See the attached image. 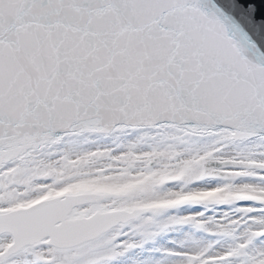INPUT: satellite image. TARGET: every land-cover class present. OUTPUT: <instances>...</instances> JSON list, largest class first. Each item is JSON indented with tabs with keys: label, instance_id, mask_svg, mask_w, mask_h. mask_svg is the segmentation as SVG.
Returning a JSON list of instances; mask_svg holds the SVG:
<instances>
[{
	"label": "snow or ice",
	"instance_id": "1",
	"mask_svg": "<svg viewBox=\"0 0 264 264\" xmlns=\"http://www.w3.org/2000/svg\"><path fill=\"white\" fill-rule=\"evenodd\" d=\"M177 231L144 264H264L257 5L0 0V264H114Z\"/></svg>",
	"mask_w": 264,
	"mask_h": 264
},
{
	"label": "flooded vegetation",
	"instance_id": "2",
	"mask_svg": "<svg viewBox=\"0 0 264 264\" xmlns=\"http://www.w3.org/2000/svg\"><path fill=\"white\" fill-rule=\"evenodd\" d=\"M244 203L246 202H240V205L238 206H241ZM226 210L229 209L226 207L219 209V211ZM184 231H187V229L185 228ZM197 235L200 236L202 234ZM182 240H184L183 232L177 231L163 234L157 237L155 241L145 244L142 249H134L128 254H126L124 257L117 259L114 264H144L145 261L159 259L161 257V253L155 251L156 248L175 247L173 241L179 243Z\"/></svg>",
	"mask_w": 264,
	"mask_h": 264
},
{
	"label": "water",
	"instance_id": "3",
	"mask_svg": "<svg viewBox=\"0 0 264 264\" xmlns=\"http://www.w3.org/2000/svg\"><path fill=\"white\" fill-rule=\"evenodd\" d=\"M240 2L244 3L245 6H247L248 3H255L259 12L264 15V0H240Z\"/></svg>",
	"mask_w": 264,
	"mask_h": 264
},
{
	"label": "rangeland",
	"instance_id": "4",
	"mask_svg": "<svg viewBox=\"0 0 264 264\" xmlns=\"http://www.w3.org/2000/svg\"><path fill=\"white\" fill-rule=\"evenodd\" d=\"M206 195H208V194H204V196H206ZM203 196H200V197H197V198H202ZM187 198V197H186Z\"/></svg>",
	"mask_w": 264,
	"mask_h": 264
}]
</instances>
